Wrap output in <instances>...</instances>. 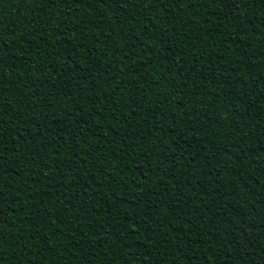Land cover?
<instances>
[{"label":"trees","instance_id":"1","mask_svg":"<svg viewBox=\"0 0 264 264\" xmlns=\"http://www.w3.org/2000/svg\"><path fill=\"white\" fill-rule=\"evenodd\" d=\"M145 7L0 0L4 264H264V0Z\"/></svg>","mask_w":264,"mask_h":264},{"label":"snow or ice","instance_id":"2","mask_svg":"<svg viewBox=\"0 0 264 264\" xmlns=\"http://www.w3.org/2000/svg\"><path fill=\"white\" fill-rule=\"evenodd\" d=\"M57 2H59V0H57ZM65 2H69V3H74L76 5H80L81 4V0H65ZM107 2V0H84V3L87 5V7H92L93 3H96V4H99L101 7ZM112 3L116 4L119 6L120 8V11L123 12L124 11V6L127 5L129 8L131 9H135L136 8V2L137 0H111ZM255 0H139V3H143L145 5H147V7H145L143 9V11L145 12H148V11H153L154 8H153V5L157 6V7H160V8H164L165 5H171L172 8H176V9H179L181 8V5L183 4H188V6L190 8H199V9H205L207 7V5L209 4H218V3H224L225 6L231 10V17L229 15H225V16H222L221 17V24H218L217 27H220L222 26V22L224 20H229L230 18H234L236 19L237 21L243 19L244 17L242 16H239V15H235V13H238L240 11V8L242 6H247L248 4L250 3H254ZM47 3H49V0H47ZM53 3V0H51V4ZM196 15H199V12H196L195 13ZM55 15V14H53ZM63 13L61 14V17L57 18V23L60 22V19H62L63 17ZM103 15V13L101 14V16ZM209 15H215V12H212V13H209ZM158 19V17H157ZM61 27H62V24H61ZM55 29L53 28V31ZM176 28L175 26H173L172 28V31H175ZM144 31H147V29L145 28ZM199 31H203L202 29H200ZM128 39L127 36H124L123 37V40L126 42ZM66 43V41L64 42ZM161 43H163V41H161ZM107 46V45H106ZM135 45H129L123 49H121L123 55H124V58L127 59V53L132 49L134 48ZM117 48H116V44L113 43L112 44V51H116ZM75 50L73 49V52ZM181 55L183 56L184 54L181 53ZM72 65H77L79 66V60L78 59H73L71 61ZM3 64V60H0V65ZM178 67H180L179 65H177ZM93 67H98V65H96L95 63H93ZM133 67H135V65H133ZM80 69H81V72L84 73L81 78H80V82L82 83L84 80H87L89 79V74H90V69L89 70H85L83 66H80ZM114 71H119V66L116 65L114 68H113ZM182 70V68H181ZM121 75H124L123 73H121ZM2 85H3V82L0 81V88H2ZM233 95H237V93H233ZM97 99L99 100V97H97ZM184 105L181 104V108L183 109ZM6 114V110L3 108V104H0V154H2V151H3V136H4V132H5V126L3 125L2 123V117L3 115ZM97 115H99V113H96ZM185 113H181V115L183 116ZM57 116H58V112L56 110H53L51 112H49L47 115L44 116V119L49 121V122H52L54 120L57 119ZM168 117L165 116L164 119H167ZM33 124H35V129L31 132V134L35 137H39V136H42L43 135V132L41 130V127L39 124H37L35 122V120L32 121ZM191 123H195V121H191ZM175 127L176 128H180V122H177L175 124ZM191 130V129H189ZM167 131H171V127H169L167 129ZM183 139V136H179L176 140V145L179 146L180 144V140ZM233 139H235V137H233ZM14 143V141H13ZM189 147H191V144L188 145ZM155 147V146H154ZM173 149L171 147L167 148V151H172ZM261 151H264V149H261ZM180 152H181V157L180 159H183V148H180ZM213 155V153H209L208 156L205 157L206 160H209V163L211 162L210 158L211 156ZM191 162H195V158H193V160ZM219 162V161H217ZM34 165L37 163L36 161H33ZM169 165L172 164L171 161L168 162ZM186 167V166H185ZM68 168H69V171L71 172L72 171V165L69 164L68 165ZM183 175V172L181 173ZM40 175V174H38ZM62 175V174H61ZM60 177L58 176V179ZM42 179L44 180H47V177L46 176H42ZM40 181H37V180H32L30 181V183H39ZM214 182H219V181H214ZM5 185H0V187H4ZM102 187V186H101ZM3 193L0 192V196H2ZM249 195L248 192H245L243 193V196H242V199L247 197ZM65 199H67L65 197ZM5 201H2L0 200V203H4ZM3 213L0 212V216H2ZM0 223H3L2 220H0ZM37 228L39 227V225L36 226ZM102 227V226H101ZM36 235H40L39 232L36 233ZM35 237H33L34 239ZM13 240H16V237L13 236L12 237ZM253 238H250L247 240V243L251 244L253 243ZM107 243V242H105ZM3 235L0 234V264H4V257H3ZM261 251H264V247H262ZM164 255H167V253H164ZM173 255H175V252H173ZM143 264H147V261L145 260L143 262Z\"/></svg>","mask_w":264,"mask_h":264}]
</instances>
